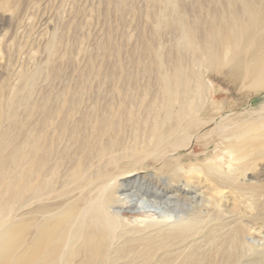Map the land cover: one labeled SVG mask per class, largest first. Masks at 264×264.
Masks as SVG:
<instances>
[{
  "label": "bare ground",
  "instance_id": "6f19581e",
  "mask_svg": "<svg viewBox=\"0 0 264 264\" xmlns=\"http://www.w3.org/2000/svg\"><path fill=\"white\" fill-rule=\"evenodd\" d=\"M146 2L155 25L151 36L142 41L147 101L145 94L135 96L127 89L121 97L117 94L119 104L107 116L92 119L82 113L73 119L67 109H78L74 100L62 108L41 110L25 131L13 134L15 138L1 127L0 234L11 230L22 241L23 231L34 226L30 238L37 234L35 245L47 244L60 226L63 246L50 250L51 257L60 258L65 247L78 243L75 255L86 251L88 256L80 264H103L108 251V264H264V220L263 226L256 225L258 213L252 209L264 204V170L253 179L251 163L242 162L246 153L237 157V163L228 164L227 170L211 161L185 164L181 157L178 162L168 158L176 151L168 148L174 138L187 132L195 120L217 113L206 74L225 70L224 75L233 79L260 72L263 58L255 53L245 56V50L264 37V0ZM160 30L167 34L165 42ZM110 72L119 73L118 67ZM32 84L29 80L24 90L13 91L10 100L0 95V121L14 114L18 108L12 109L10 103L20 104L25 96L19 94L28 96ZM32 107L27 109L31 119ZM120 115L133 138L123 147V156L140 151L153 155L151 163L135 157V161L122 160L123 164V156L113 154L122 130ZM9 122L12 127L17 120ZM106 133L109 140L102 142ZM63 141L73 148L62 145ZM253 152L255 158L264 159V143L255 144ZM103 160L105 171L96 164ZM152 166H156L152 172H144ZM238 175H243V182ZM75 191L95 194H89V202L78 208L72 221L48 213L46 199L65 200ZM101 191L107 192L105 199L96 196ZM35 202H40L35 209L21 213ZM126 212L154 219L134 218L126 223ZM100 244H105L104 254ZM14 256L16 264L30 262L21 250Z\"/></svg>",
  "mask_w": 264,
  "mask_h": 264
},
{
  "label": "rangeland",
  "instance_id": "374dc122",
  "mask_svg": "<svg viewBox=\"0 0 264 264\" xmlns=\"http://www.w3.org/2000/svg\"><path fill=\"white\" fill-rule=\"evenodd\" d=\"M147 4L146 0H0V95L3 99L10 100L14 96L13 91L24 90L29 80H33L32 88L34 86L29 94L31 96H27L23 91L19 94V97L25 96L20 104L13 101L10 103L9 106L13 107L12 109H18L13 111V115L6 116L0 121V129L2 126L6 127L4 129H8L9 134L15 138L13 134L18 135L25 131L31 121L34 123L35 118L40 117L41 110L62 108V105L67 106L74 100L77 102L78 109L71 111L67 109L73 119L82 113L90 114L92 119L107 116L109 111L119 104L120 98H117L119 94L122 91H128L127 89L129 92L132 90L135 96L145 94L142 97L147 101L150 93L143 86L145 75L141 69L142 41L151 36L155 28L154 22L148 16L150 7L148 8ZM159 33L162 34L161 39L165 42L168 39L167 34H164L162 30ZM263 44L264 37L262 42L253 44L245 50V56L255 53L263 58L260 72L255 75H247L246 78L235 76L232 79L224 75L225 70H220L216 74H206V80L213 89L211 96L215 109H218L217 113L195 120L187 132L174 138L168 148L176 149V151L168 158L175 162L179 159L181 161L182 158L185 164H207L211 161L219 164L223 170H227L228 164H234L238 161V156L242 158L246 153L242 162L251 163L250 175L253 179L259 176L260 171L264 170V159L255 158L253 151H255V144L261 141L264 143ZM116 66L119 73L112 74L110 70ZM31 76H34L33 79ZM111 76L115 79L111 80ZM123 78L129 79V82L124 84L126 80ZM26 97L27 100H25ZM17 105L21 106L17 107ZM30 106H33L32 111H35L32 119L31 115H27V109ZM13 118L17 120V123L10 127L9 120ZM119 119L122 130L116 137L119 143L114 148L113 154L121 157L124 155V149L133 143V138L127 126H123L127 123L124 116L120 115ZM54 134V129L50 127L49 137ZM108 134L101 136L102 142L109 140ZM65 142L61 144L73 146ZM139 152H130V157L126 159L135 161L141 158L139 161L151 163L153 155ZM217 156L219 159L215 158ZM126 159L123 156L120 162L124 164L122 160L126 161ZM103 163L104 160L96 162L99 166ZM152 167L144 169V172H152L156 166ZM102 168L105 171V167L102 166ZM238 176L243 182V175ZM94 192L92 194H95ZM89 194L75 191L65 200L55 197L46 199L44 205L49 208L48 213L57 212L55 213L57 219L69 218L72 221L78 208L85 205V202H89ZM106 194V191H101L96 196H103L102 199H105ZM263 199L264 196H261V200ZM245 200L247 198L242 199L243 202ZM39 203L35 202L23 207L21 213L31 212ZM58 204L60 205L56 207ZM252 209L258 213V220L256 219L254 223L257 222L256 225L263 226L264 204L256 205ZM27 216L29 217L30 214H26ZM123 218L124 222L128 223L134 218L152 220L153 217L137 216L133 212H126L123 213ZM261 220L263 223L260 225ZM61 230L60 226L56 227L49 243L39 245H35L37 234L30 238L34 226L23 231L25 240L22 239V241H17L11 230H2L0 264H16L14 254L20 250L30 258L28 264L85 262L88 258L86 251L75 255L78 243L74 247L70 245L68 249L64 248L66 256L63 254L57 259L53 258L54 256L51 257L50 250L59 244L63 246ZM84 230L86 229L83 227L82 231ZM106 232L108 234L110 231ZM104 239L106 242V237ZM94 245L98 246L97 239ZM100 246L104 254L105 244ZM174 246L176 245L171 248ZM108 252L102 257L103 264H108ZM93 264L96 263L93 262Z\"/></svg>",
  "mask_w": 264,
  "mask_h": 264
}]
</instances>
